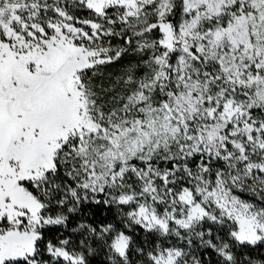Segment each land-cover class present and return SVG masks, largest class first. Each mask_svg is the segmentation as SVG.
Segmentation results:
<instances>
[{
  "label": "snow or ice",
  "instance_id": "6c2138e0",
  "mask_svg": "<svg viewBox=\"0 0 264 264\" xmlns=\"http://www.w3.org/2000/svg\"><path fill=\"white\" fill-rule=\"evenodd\" d=\"M0 264H264V0H0Z\"/></svg>",
  "mask_w": 264,
  "mask_h": 264
}]
</instances>
